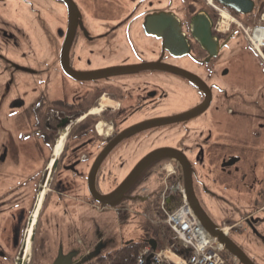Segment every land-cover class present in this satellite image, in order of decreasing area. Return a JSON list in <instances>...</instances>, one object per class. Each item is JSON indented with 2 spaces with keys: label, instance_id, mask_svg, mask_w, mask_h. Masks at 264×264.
<instances>
[{
  "label": "flooded vegetation",
  "instance_id": "flooded-vegetation-1",
  "mask_svg": "<svg viewBox=\"0 0 264 264\" xmlns=\"http://www.w3.org/2000/svg\"><path fill=\"white\" fill-rule=\"evenodd\" d=\"M252 2L247 15L219 0H0V264L105 254L86 213L89 199L108 207L88 181L126 133L99 193L166 151L126 203L160 213L172 189L170 210L185 190L182 157L201 229L228 264H264V46L250 43L264 37V0ZM112 68L128 71L83 77ZM116 164L122 179L104 190Z\"/></svg>",
  "mask_w": 264,
  "mask_h": 264
},
{
  "label": "rangeland",
  "instance_id": "rangeland-1",
  "mask_svg": "<svg viewBox=\"0 0 264 264\" xmlns=\"http://www.w3.org/2000/svg\"><path fill=\"white\" fill-rule=\"evenodd\" d=\"M26 47L28 44L24 46V48ZM43 49L44 45L41 46V50ZM120 171L122 170H120L119 164L110 165L106 169V175L102 180L104 190L111 185L115 186L117 179H122ZM89 204L90 208L86 215L89 218L87 226L90 229L91 247L96 249L101 244L100 248H104L102 249L105 251L104 255L123 248L131 242L144 243L152 240L158 243L160 251H164L173 239V235L165 223L166 213L162 210L163 206L158 210L160 212L158 213L152 206V202L146 204L141 201L137 203L124 202L118 207H108L105 211L98 212L97 207L92 209L94 204L90 199ZM42 256H44V251L40 252L39 257L42 258Z\"/></svg>",
  "mask_w": 264,
  "mask_h": 264
},
{
  "label": "built area",
  "instance_id": "built-area-1",
  "mask_svg": "<svg viewBox=\"0 0 264 264\" xmlns=\"http://www.w3.org/2000/svg\"><path fill=\"white\" fill-rule=\"evenodd\" d=\"M250 43L256 49L264 46L263 33L253 35ZM167 190L162 196V205L166 213L165 223L173 239L164 251L148 246L139 254L136 264H228L222 249L217 247L196 221L185 190L182 192L180 204L170 210L165 208V204L171 202L175 192L172 189Z\"/></svg>",
  "mask_w": 264,
  "mask_h": 264
},
{
  "label": "water",
  "instance_id": "water-1",
  "mask_svg": "<svg viewBox=\"0 0 264 264\" xmlns=\"http://www.w3.org/2000/svg\"><path fill=\"white\" fill-rule=\"evenodd\" d=\"M71 1V0H70ZM218 1V0H217ZM222 2L227 8H230L234 12L237 13H243L250 15L253 11L252 0H219ZM244 2V4L242 3ZM242 3V5H241ZM248 4V5H247ZM75 6H72L70 4V9L73 12H77L76 10L78 8H73ZM76 9V10H75ZM123 71H128L126 69H119V68H112L110 70H101L99 72H93L90 74H83L84 79H90V78H101V77H107L112 75H117L123 73ZM82 76V74H80ZM82 78V77H80ZM181 118V117H180ZM180 118L172 119L174 121L180 120ZM160 121L157 122V124ZM143 128V127H141ZM140 129V128H139ZM137 129V130H139ZM134 132V131H133ZM137 132V131H135ZM127 133L122 134L115 139V141L110 144L107 148H105V151L100 155L98 158L97 163L94 165V167L91 170V174L89 177V192L91 193V196L93 198V201L95 203L101 204L103 208H115L118 207V205H122L124 202L128 201L130 199V193L133 187L138 183L139 179L149 170V167H151L154 163L159 162L163 158H167L166 156L169 154L166 151H159V153L152 154L148 156V158L140 163L133 169V171L128 175V177L122 182L115 191L112 193L103 195L99 193L96 189V176L99 172V169L102 167L103 162L105 161V158L115 150L117 146H119L125 139H126ZM181 163L184 165L185 170L183 173L184 178V189L186 193V198L190 204L191 209H193V200L191 197L192 189L191 188V178H190V172L189 167H187V161L181 157L179 159ZM149 244L152 246L154 250L157 249L158 245L154 240L149 242ZM244 264H256L254 262L249 261L247 258L243 260ZM58 264V262L56 263ZM149 264V263H148Z\"/></svg>",
  "mask_w": 264,
  "mask_h": 264
},
{
  "label": "trees",
  "instance_id": "trees-1",
  "mask_svg": "<svg viewBox=\"0 0 264 264\" xmlns=\"http://www.w3.org/2000/svg\"><path fill=\"white\" fill-rule=\"evenodd\" d=\"M148 246V242H131L125 245V247L110 252L107 255L98 256L90 264H136L140 252Z\"/></svg>",
  "mask_w": 264,
  "mask_h": 264
}]
</instances>
